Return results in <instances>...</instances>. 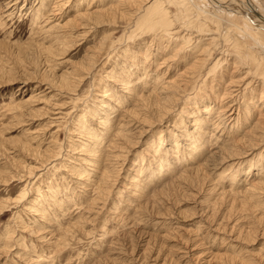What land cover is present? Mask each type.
I'll use <instances>...</instances> for the list:
<instances>
[{
    "label": "rangeland",
    "instance_id": "374dc122",
    "mask_svg": "<svg viewBox=\"0 0 264 264\" xmlns=\"http://www.w3.org/2000/svg\"><path fill=\"white\" fill-rule=\"evenodd\" d=\"M249 1L0 0V264H264Z\"/></svg>",
    "mask_w": 264,
    "mask_h": 264
},
{
    "label": "bare ground",
    "instance_id": "6f19581e",
    "mask_svg": "<svg viewBox=\"0 0 264 264\" xmlns=\"http://www.w3.org/2000/svg\"><path fill=\"white\" fill-rule=\"evenodd\" d=\"M236 1V0H235ZM247 1V2H246ZM245 2H246V5L250 2L249 0H245ZM155 4V3H154ZM243 4V3H242ZM244 5V4H243ZM153 6V5H152ZM247 6H252V4H250V5H247ZM254 8H255V6H253ZM244 8H246V11L247 10H249V9H252V8H250V7H245L244 6ZM253 10V9H252ZM151 12V11H150ZM153 12V11H152ZM247 12H249V11H247ZM253 13H254V15H255V19L257 20V25H260V27L261 26H264V18L258 13V11L257 10H253L252 11ZM124 14V13H123ZM250 14V13H249ZM112 15V14H111ZM253 15V14H252ZM146 16H148V15H146ZM152 17V16H151ZM163 17V16H162ZM103 18V17H102ZM116 18V17H115ZM255 20V21H256ZM95 23V22H94ZM105 23V22H104ZM209 49V48H208ZM236 63V62H235ZM237 65V64H236ZM246 74V73H245ZM248 74V73H247ZM249 83V82H248ZM263 95V94H262ZM261 98V97H260ZM144 108V107H143ZM148 128V127H147ZM129 141V140H128ZM246 141V140H245ZM131 144V143H130ZM251 147V146H250ZM241 151V150H240ZM213 153V152H212ZM37 154V153H36ZM263 186H264V184H263ZM252 187H255L256 188V186H252ZM251 188V187H250ZM247 190V189H246ZM99 192V191H98Z\"/></svg>",
    "mask_w": 264,
    "mask_h": 264
}]
</instances>
